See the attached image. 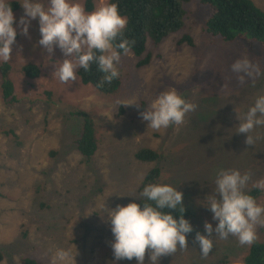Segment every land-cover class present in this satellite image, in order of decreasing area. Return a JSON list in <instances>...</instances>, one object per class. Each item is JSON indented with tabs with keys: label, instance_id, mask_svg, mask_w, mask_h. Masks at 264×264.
Returning a JSON list of instances; mask_svg holds the SVG:
<instances>
[{
	"label": "rangeland",
	"instance_id": "1",
	"mask_svg": "<svg viewBox=\"0 0 264 264\" xmlns=\"http://www.w3.org/2000/svg\"><path fill=\"white\" fill-rule=\"evenodd\" d=\"M14 1L20 3L9 0ZM108 1L94 0L95 8ZM254 1L264 9V0ZM80 2L86 9L85 0ZM185 8L184 29L159 45L148 38L149 64L138 66L140 58L132 51L122 56L119 68L125 81L114 94L101 93L80 76L74 83L53 79L63 53L57 48L48 54L38 45V18L31 22L28 36L18 29L8 62L17 100L5 101L0 89V264H25L27 258L54 264L58 248L70 250L66 264H112L114 237L107 216L101 215L105 206H126L137 200L120 195L138 194L155 165L161 167L158 182L180 185L195 214L193 228L202 227V232L205 221L213 228L218 223L198 204L212 193L217 169L250 171L248 190L264 179V128L256 129L254 134L261 139L253 147L237 139L247 134L234 129L239 123L236 108L244 113L264 94V48L240 38L231 42L217 38L215 45L203 32L210 7L191 0ZM14 15L18 23L24 15L21 4ZM184 34L194 38V46L177 44ZM242 57L260 68V75L243 84L231 70ZM29 62L40 67L38 77L23 73ZM1 81L0 73V87ZM172 87L196 104V110L180 126L148 129L140 112ZM128 102L136 103L123 106ZM78 110L91 113L96 124L98 149L89 162L75 145L82 128V118L74 115ZM143 147L164 156L159 162L139 160L135 153ZM257 201L264 204V193ZM196 233L188 234L186 250L162 257L160 264H244L250 246H241L235 237L218 239L205 258L195 242ZM257 234L264 241V226H257ZM145 264H149L147 253Z\"/></svg>",
	"mask_w": 264,
	"mask_h": 264
},
{
	"label": "clouds",
	"instance_id": "2",
	"mask_svg": "<svg viewBox=\"0 0 264 264\" xmlns=\"http://www.w3.org/2000/svg\"><path fill=\"white\" fill-rule=\"evenodd\" d=\"M24 15L16 23L9 0H0V62L12 60L13 46L18 29L29 35L31 22L38 18L41 38L38 45L48 54L57 48L65 57L58 61L53 79L61 83L79 82V69L91 72L93 65L102 73L97 87L119 79L122 56L128 55L135 45L125 37L128 18L121 14L118 2H105L95 10L86 11L80 0H19ZM15 25V26H14ZM50 57V56H49ZM231 70L243 84L246 79L260 75V68L249 58L236 59ZM136 102L124 103L123 106ZM197 105L188 101L175 87L161 91L140 112L148 129L159 131L170 126H180L188 113ZM239 123L235 133L247 134L245 144L253 147L261 136L256 129L264 128V94L258 95L254 104L241 113L236 108ZM252 181L250 171L220 168L215 171L213 191L198 204L207 208L216 227L204 222V232H197L195 242L203 257H207L218 239L235 237L241 246H252L258 240L257 226H264V204H260L248 190ZM264 193V179L252 185ZM179 186L165 182H150L138 194L120 195L137 198L125 205L108 208L103 215L111 225L114 255L112 264L121 260L136 259L145 264H160L161 258L188 248V234L194 228L185 218L184 193ZM179 214L177 218L176 214ZM68 249L58 248L53 255L54 264H66L71 258Z\"/></svg>",
	"mask_w": 264,
	"mask_h": 264
},
{
	"label": "trees",
	"instance_id": "3",
	"mask_svg": "<svg viewBox=\"0 0 264 264\" xmlns=\"http://www.w3.org/2000/svg\"><path fill=\"white\" fill-rule=\"evenodd\" d=\"M191 0H109L108 2H118L121 14L128 18V25L125 37L134 40L135 45L131 51L140 58L138 66L149 64L151 53L146 52L147 40L151 38L155 45H159L164 38L179 32L186 26L187 9L186 3ZM202 4L208 5L211 9L210 14L203 23V32L210 37L215 45L219 38L221 41L231 42L240 39L254 41L264 48V9L255 3L254 0H201ZM13 11L18 9L20 3L10 2ZM87 11L95 8L94 0H85ZM179 46L186 44L194 46V38L189 34H184L178 39ZM11 65L2 62L0 65L1 73V93L7 102L16 101V88L10 76ZM23 73L29 78L38 77L41 73L40 67L34 63H26L22 67ZM81 81L85 84H92L96 90L103 94H114L120 90L124 84V77L103 87H97L102 78V73L96 71L95 65L91 72L79 69ZM74 115L82 118V128L80 134L75 139L76 148L85 157L87 162L91 161L98 149V137L96 133L95 120L91 113L78 110ZM13 135L14 130H9ZM238 140L245 144V137L239 135ZM164 156L163 152L148 147L140 148L135 157L142 161L159 162ZM161 176V167L155 165L145 176L142 187L150 182H158ZM254 197L261 195L254 187L249 189ZM135 202L140 203L137 199ZM185 218L193 225L195 214L193 208L186 203ZM177 218L179 214L177 213ZM194 226V225H193ZM196 226V225H195ZM203 228L196 226L193 232H202ZM25 264H39L36 260L26 259ZM244 264H264V241L257 240L250 246L245 257Z\"/></svg>",
	"mask_w": 264,
	"mask_h": 264
}]
</instances>
